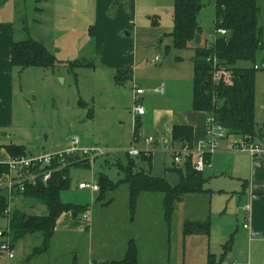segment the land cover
<instances>
[{"label":"rangeland","instance_id":"1","mask_svg":"<svg viewBox=\"0 0 264 264\" xmlns=\"http://www.w3.org/2000/svg\"><path fill=\"white\" fill-rule=\"evenodd\" d=\"M258 3L261 8L259 24L264 28V0H258ZM214 19L213 5L202 9L199 21L204 35L210 41L217 35L216 30L214 31ZM170 28L171 26L169 30ZM139 30H141V36L133 35V38L138 39L136 45L139 52L144 55L148 53L150 60L156 56H161L162 59L164 54L156 51L158 47L154 48L155 41L148 44L144 42L149 38L156 39L158 37L156 33L152 31L146 33L141 27ZM172 52H174L173 49ZM175 56L176 53H169V60ZM74 59H80V57ZM257 59V63L264 61L263 51L259 52ZM93 61L94 66L91 67L69 68L61 65L62 67L59 66L54 70L31 68L24 73L17 70L13 127L0 129V145L7 142L23 145L29 151L28 154L38 156L64 150L72 136H79L84 146L100 147L109 154L91 163L90 168H71L70 188L61 195L64 203L81 206L86 204L91 208L94 206L91 213L87 212L91 227L86 228L81 214L75 221L84 225L82 234L76 231H70L71 233L56 231L51 250L44 255L33 257L30 261L27 257L41 244L40 234L27 236L25 240H18L15 244L11 243L10 248L16 256L13 264H74V261L78 264H92L91 262L95 260L120 261L125 255L126 238L130 236V233L133 236L138 233L137 229L133 233V228L125 222V218L129 217L128 213L131 211L129 186L120 182L121 178L117 179L118 167L115 157L126 161L125 151L132 145L138 149H144L139 142L147 138L148 133L142 134L139 142L135 143L133 114L130 112L134 99L130 89L124 90L121 98L118 95L120 101L116 103L117 98H111L110 94L117 90L114 77L104 69L98 58ZM84 63L86 62L79 61L76 64ZM239 66L251 68L253 65L249 62H241ZM154 67L151 66V68ZM20 73L23 74L19 78ZM125 75L127 74H123ZM256 116L261 129L264 127V70L256 73ZM226 141L229 145L228 151L232 153L228 154L232 157L228 158L227 151L221 152L219 148L218 152H220L212 156L210 164L202 173L206 179V188L215 190L212 193L211 202L206 196H186L185 201L175 207L169 231L167 225L162 226L160 223L161 219L165 223L163 195L145 194L138 201L137 209L135 208L138 220L148 221L151 214L149 211L156 213L155 220L160 218L158 221L160 225L156 227L154 239L151 241L157 245V250L151 249L153 245H150L148 240L139 244L141 255L145 257L148 264H208L209 254L220 257L223 253L222 246L229 240V238L221 240L223 231L226 229L223 228L221 231V223L223 225L227 223L233 230L234 248L240 255H244L245 264H264V247L256 248L253 254H249L247 239L239 237L237 228L241 230L243 227V209L247 196H243L240 201L234 193V190L242 189V182L237 178H244L242 174H248L247 182L249 181L251 188L255 179L258 178L257 174H264V164L257 166L258 157L235 152L233 144L236 138L233 136L228 137ZM260 141L264 143L263 138L254 142L261 144ZM170 166L172 168V164ZM225 172H230V175H227L237 178L220 176ZM101 174L107 175L117 186L108 191L102 201L96 202L99 193H93L90 189L80 190L78 186L80 182H96L93 181L94 177L98 178ZM110 202L113 205L107 210H102L101 205ZM12 208L25 216H44L47 213L46 207L24 196L20 197ZM207 220L215 222V236L209 246L201 236L186 243L183 242L186 221L205 222ZM6 225V220L0 219V228ZM166 233L172 238L168 246L162 244L166 240ZM8 240L12 242L11 235ZM231 259L227 257L223 264L239 263ZM0 264H7V253L0 251Z\"/></svg>","mask_w":264,"mask_h":264},{"label":"crops","instance_id":"2","mask_svg":"<svg viewBox=\"0 0 264 264\" xmlns=\"http://www.w3.org/2000/svg\"><path fill=\"white\" fill-rule=\"evenodd\" d=\"M116 2L117 0H0V129L11 128L14 122V103L18 79V68H15L12 63V47L14 43L33 39L45 46L62 66L69 68L70 64L79 61L86 62L84 63L87 65L86 67L94 66L93 59L98 58L104 69L114 77L118 91H112L110 94L111 98H117L116 103L120 101L117 96L119 95V98H121L124 90L130 89L133 99L136 87L145 91L141 96V105L145 108L146 114L136 118L133 116V136L135 143H138L142 134L148 133L147 136H151L155 140V143L151 146L155 151L149 157L150 160L135 159L136 167L134 173H144L154 178H162L172 187H176L180 182V176L174 169L176 166L170 151L171 149H178L181 145L173 141V128L177 125L191 127L194 132V145H198L206 138L207 125L211 114L194 111L192 105L195 75L194 58L198 49H208L214 43L216 36H214L212 41L208 40L200 24L202 28V32L199 34L200 43L196 44L194 41L185 50H176L173 47V39L166 36L174 30L175 0H126L120 5H116ZM201 2L203 8L209 5L215 7V25V0H201ZM137 26L141 27L146 33L151 31L156 33V36H158L156 39L149 38L144 42L148 44L155 41L154 48L157 49L158 47L156 51L159 54H164L162 59L161 56H156L150 60L148 53L144 55L139 52L136 45L138 39L135 37L141 36L142 33ZM169 26H171V30H169ZM133 35H135L134 38ZM27 37L29 38L26 39ZM172 49L174 52H172ZM169 53H176V56L169 60ZM76 57H80V59H74ZM156 59H158V62L153 63ZM151 66L155 67L151 68ZM126 70H130L128 72L130 75L127 74L123 78L124 84H118L115 81V76L118 71H123L122 73H124ZM23 73H20L18 77L20 78ZM160 88L164 89L163 93L156 91ZM132 108L130 112H132ZM261 129L263 130L264 139V127ZM144 139L139 142L141 147H146ZM261 144L264 146V143L261 142ZM8 145L15 144L7 142L0 145V164L6 165L11 158L4 148ZM228 149V141L225 140L221 144L220 150L221 152L227 151L226 154L231 153ZM27 152L29 153L28 150ZM231 154H228L227 157L231 158ZM115 159L116 166L119 161L123 166L127 163V160L124 161L116 157ZM257 162V166L264 164V154L258 157ZM169 164H172V168ZM183 167H179L180 170L181 168L183 170ZM229 173L225 172L220 176L237 178L229 176ZM242 176L244 178H237L242 182V189L234 190V193L240 201L243 196H247V198L243 209V227L241 230L237 228V232L239 237L247 239L249 254H253L254 249L264 247V174H257L258 178L255 179L251 188L248 184L249 181L247 182L248 174H242ZM96 178L97 176L94 177L93 181L98 184V178ZM118 178H121L120 182H124L125 175L120 168H118L117 172ZM204 180L206 183V179ZM7 181L8 177L5 175L0 178L1 189H3L2 187L5 186ZM112 182L114 183V181ZM203 187L206 191L205 193L192 196H206L211 202L212 193L215 190L206 188L205 184ZM2 191L5 193L4 190ZM93 193H99L96 199V202H99L100 191ZM145 194L163 195L160 193H144L138 201ZM184 201L185 199H183ZM111 205L113 203L110 202L101 205V208L102 210H107ZM82 206H87L88 213H91L94 208V206L91 208L86 204ZM247 206H250L248 212L246 211ZM149 213L151 214L148 221L138 220V214L135 210L129 211V217L125 218V222H128L130 228H133V233L136 229L138 233L134 236L130 233V236L126 238L124 242L126 244L124 258L128 244L134 241L137 247L139 264H148L145 257L143 258L141 255L139 244L148 240L147 242L154 246L151 249L157 250V245L151 242L154 239L156 227L161 223L162 226L167 225L169 231V225L171 224L166 220L165 214L164 223L163 219H154L155 212L149 211ZM125 214L126 212L124 211ZM75 220L77 221L78 217H74L72 213L63 214L57 222L55 232L71 233L70 231H76V233L82 234L84 225L81 222L77 223ZM159 220L160 223H158ZM187 222L195 221H186L185 224ZM209 222L211 223L210 236L209 238L202 236L208 246L215 236V222ZM245 224H248L250 229H245ZM220 227L221 231L226 228L223 231L221 240L232 237L234 239L233 230L227 223L225 225L221 223ZM168 233H166V240H164V243L162 242V244L167 246L172 240ZM195 237L198 238L199 236L187 239L182 238V240L186 243ZM227 257L232 258V261L234 259L239 261V263L233 262V264H245L244 255H240L239 251H236L234 244L232 251ZM14 260H16V256ZM112 261L114 260H95L91 263L100 264Z\"/></svg>","mask_w":264,"mask_h":264},{"label":"trees","instance_id":"3","mask_svg":"<svg viewBox=\"0 0 264 264\" xmlns=\"http://www.w3.org/2000/svg\"><path fill=\"white\" fill-rule=\"evenodd\" d=\"M126 0H117L120 5ZM216 20L214 31L225 29L226 36H216L212 48L198 49L194 58L195 75L193 86V110L210 113L211 117L220 124L228 136L241 138L246 141H258L263 138V130L259 128L256 119V73L251 68L240 67L241 62H249L254 65L257 62L259 52H264V28L259 24L261 8L258 0H215ZM203 9L201 0H175L174 7V30L166 35L173 39V47L176 50H185L188 45L195 41L196 35L202 32L199 17ZM215 55L225 65L230 77L223 79L219 84L212 82V69L207 59ZM12 63L21 72L29 68L56 69L61 66L58 59L52 55L41 43L33 39L16 42L12 47ZM86 64L73 63L70 68L86 67ZM118 71L115 81L124 84L123 74L130 70ZM136 134V133H135ZM173 141L182 146L192 147L194 141L193 129L187 125H177L173 128ZM11 158L21 157L28 154L24 146L8 145L4 147ZM127 157L125 166L117 162V167L125 175L124 183L129 186V202L131 211H134L140 196L144 193H160L164 195L165 218L172 221L175 207L183 202L188 195L203 194L205 180L202 173L194 169V157L187 159L183 170L179 167L174 169L180 176V182L172 187L165 179L154 178L148 174H135L136 160ZM142 160H150L142 156ZM211 159V158H210ZM209 159V160H210ZM67 160V167L53 174L50 183L39 184L29 187L23 195L43 205L47 209L44 216H25L17 210H12L9 217V229L7 237L11 235L15 244L27 236L40 234L42 241L39 247L27 257L32 260L35 256L49 252L52 238L55 234L59 218L66 213L80 216L87 212V206L64 203L62 193L70 188V169L73 167L90 168V161L73 163ZM8 173V166L0 164V177ZM100 189L99 201L104 195L116 188L107 176L98 178ZM8 208L5 193L0 189V219H4V212ZM13 209V208H12ZM211 223L187 222L183 231V238L203 236L209 238ZM12 243V244H11ZM233 237L222 246L223 253L220 257L210 254L208 264H222L232 251ZM74 264H78L76 261ZM100 264H139L137 247L134 241L128 244L126 256L122 261H112Z\"/></svg>","mask_w":264,"mask_h":264},{"label":"built area","instance_id":"4","mask_svg":"<svg viewBox=\"0 0 264 264\" xmlns=\"http://www.w3.org/2000/svg\"><path fill=\"white\" fill-rule=\"evenodd\" d=\"M216 36H226L228 31L225 29H217ZM213 45V44H212ZM212 45L209 48H212ZM158 62V59L154 60L153 63ZM207 62L212 69V82L219 84L223 79L230 77V73L226 70L215 55H211ZM255 71L264 70V61L261 63H255L253 65ZM227 78V79H228ZM226 79V80H227ZM158 93H163L164 89L160 88L156 90ZM145 93L143 89L135 88L134 91V106L132 108V114L136 118L138 116H144L146 114L145 108L141 105V96ZM228 132L218 124L212 117L208 121L207 133L204 141L198 145L180 146L178 149H171V156L176 167H182L185 165L187 159L194 157V169L198 173H203L206 166L210 164V158L218 152L220 145L223 141L228 139ZM137 140V139H136ZM146 147L144 149H138L134 146L127 149L125 152L126 156L131 158H141L142 156L150 157L155 151L151 148L155 143L153 137L144 139ZM235 152L248 153L252 157H259L264 154V146L254 141H246L241 138H237L233 144ZM105 150L100 147H87L82 143V139L79 136H72L68 141L66 149L53 152L44 153L38 156H32L27 154L21 157L10 158L7 162L8 181L1 190L5 191V195L8 201V208L4 212V220H6V227L0 228V251L7 253V264H12L15 259V254L10 248V241L7 237V231L9 229V217L12 212V207L15 202L22 197L29 187H36L39 184L46 185L50 183L53 174L62 171L67 167L68 159L74 160L73 163L82 161H90L93 163L101 157L108 156ZM80 190L90 189L92 192L100 191L98 184L81 182L79 183ZM250 209L247 206L246 211ZM86 228L91 227L87 212L82 214ZM245 229H250L248 224L244 225ZM96 264V263H94Z\"/></svg>","mask_w":264,"mask_h":264},{"label":"water","instance_id":"5","mask_svg":"<svg viewBox=\"0 0 264 264\" xmlns=\"http://www.w3.org/2000/svg\"><path fill=\"white\" fill-rule=\"evenodd\" d=\"M195 42H196V44L200 43V36L199 35H196ZM74 217H77V215L75 214ZM23 218H24V215L21 216V219H23Z\"/></svg>","mask_w":264,"mask_h":264}]
</instances>
